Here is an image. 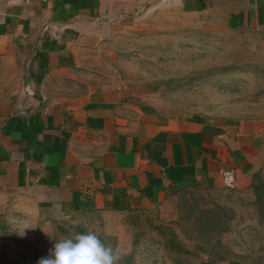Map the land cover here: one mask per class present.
<instances>
[{
	"label": "crops",
	"instance_id": "obj_1",
	"mask_svg": "<svg viewBox=\"0 0 264 264\" xmlns=\"http://www.w3.org/2000/svg\"><path fill=\"white\" fill-rule=\"evenodd\" d=\"M213 15L264 29V0H0V204L18 197L38 217L126 214L172 190L218 191L221 172L247 189L264 121L176 115L145 90L97 84L90 41L147 11Z\"/></svg>",
	"mask_w": 264,
	"mask_h": 264
},
{
	"label": "rangeland",
	"instance_id": "obj_2",
	"mask_svg": "<svg viewBox=\"0 0 264 264\" xmlns=\"http://www.w3.org/2000/svg\"><path fill=\"white\" fill-rule=\"evenodd\" d=\"M91 81L145 90L176 115L264 121V29H230L213 15L147 11L90 41ZM1 68V64H0ZM0 71V97L11 88ZM247 189L172 190L126 214L64 220L34 214L18 197L0 204V264H38L55 240L94 232L118 264H264V141Z\"/></svg>",
	"mask_w": 264,
	"mask_h": 264
},
{
	"label": "clouds",
	"instance_id": "obj_3",
	"mask_svg": "<svg viewBox=\"0 0 264 264\" xmlns=\"http://www.w3.org/2000/svg\"><path fill=\"white\" fill-rule=\"evenodd\" d=\"M120 259L119 247L106 246L94 232L88 231L55 240L49 255L38 264H118Z\"/></svg>",
	"mask_w": 264,
	"mask_h": 264
},
{
	"label": "built area",
	"instance_id": "obj_4",
	"mask_svg": "<svg viewBox=\"0 0 264 264\" xmlns=\"http://www.w3.org/2000/svg\"><path fill=\"white\" fill-rule=\"evenodd\" d=\"M221 177H222L223 186L226 189H234L235 188V175L232 171L223 170L221 172Z\"/></svg>",
	"mask_w": 264,
	"mask_h": 264
},
{
	"label": "trees",
	"instance_id": "obj_5",
	"mask_svg": "<svg viewBox=\"0 0 264 264\" xmlns=\"http://www.w3.org/2000/svg\"><path fill=\"white\" fill-rule=\"evenodd\" d=\"M259 171L258 170H256L254 173H253V175H252V182H251V184H250V186L253 184V181L256 179V178H258L259 177ZM249 186V187H250ZM255 189H256V194H257V196L259 197L261 194H263L264 193V191H262V187H259V186H257V187H254ZM234 264H237V263H234Z\"/></svg>",
	"mask_w": 264,
	"mask_h": 264
}]
</instances>
